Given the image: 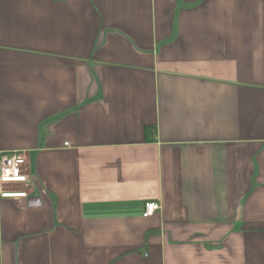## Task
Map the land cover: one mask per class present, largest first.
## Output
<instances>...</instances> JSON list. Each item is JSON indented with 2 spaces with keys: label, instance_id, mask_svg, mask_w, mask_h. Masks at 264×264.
Returning <instances> with one entry per match:
<instances>
[{
  "label": "crops",
  "instance_id": "obj_1",
  "mask_svg": "<svg viewBox=\"0 0 264 264\" xmlns=\"http://www.w3.org/2000/svg\"><path fill=\"white\" fill-rule=\"evenodd\" d=\"M14 152L0 264H264V0H0Z\"/></svg>",
  "mask_w": 264,
  "mask_h": 264
},
{
  "label": "built area",
  "instance_id": "obj_2",
  "mask_svg": "<svg viewBox=\"0 0 264 264\" xmlns=\"http://www.w3.org/2000/svg\"><path fill=\"white\" fill-rule=\"evenodd\" d=\"M59 1V0H56ZM25 158L19 152L0 155V199H26L25 191L7 190V186L25 185L29 183L27 175L23 168ZM159 205L155 202H146L144 204L143 217H151Z\"/></svg>",
  "mask_w": 264,
  "mask_h": 264
}]
</instances>
